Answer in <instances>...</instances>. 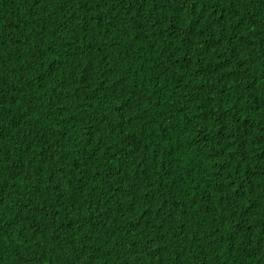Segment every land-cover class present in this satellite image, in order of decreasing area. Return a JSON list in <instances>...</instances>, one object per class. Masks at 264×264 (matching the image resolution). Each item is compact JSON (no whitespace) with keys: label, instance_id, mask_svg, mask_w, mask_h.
<instances>
[{"label":"trees","instance_id":"1","mask_svg":"<svg viewBox=\"0 0 264 264\" xmlns=\"http://www.w3.org/2000/svg\"><path fill=\"white\" fill-rule=\"evenodd\" d=\"M205 1L0 0V264H264V0L219 47L251 71L180 92ZM168 117L227 138L216 169Z\"/></svg>","mask_w":264,"mask_h":264},{"label":"clouds","instance_id":"2","mask_svg":"<svg viewBox=\"0 0 264 264\" xmlns=\"http://www.w3.org/2000/svg\"><path fill=\"white\" fill-rule=\"evenodd\" d=\"M205 1V0H204ZM209 3V0H208ZM244 0H235L232 3L228 13L223 11L214 10L215 14H212L206 4H201L195 12L196 18L190 21L191 24L197 25L199 31L198 36L202 33L203 37L201 41L210 42L215 44L214 58L205 61H196L193 73H188L192 77H184L178 79H184L186 85L184 87H177L182 89H188L180 91L191 94H201L209 85L215 83L220 79H232V76H242L244 72L251 71V63L244 59H239L241 50H243V42L239 41L233 45L234 49L229 50L227 48H219L223 39H228L232 42L239 40L238 35H241L239 29L245 24L240 19V14L237 12L242 8H245ZM210 6V4H209ZM211 7V6H210ZM236 33V34H234ZM242 36V35H241ZM219 48V49H218ZM226 60L227 64L222 61ZM226 67V68H225ZM168 82V89L174 90ZM173 86V85H172ZM177 91V90H176ZM191 106L186 104L185 109H189ZM204 115L207 114L208 105L200 104L194 107V111L189 115L190 117L185 118V122L195 124V119L200 114L201 110H204ZM167 117L161 113V118ZM170 124L174 126V133H171L170 138L174 139L177 145V152L182 153L186 158L192 157L194 161L198 160L199 167L202 171H211L218 167L216 160L226 154L228 147L227 138L220 132L213 135L207 134V132L200 131L198 135H192L186 130L182 129L177 123L179 130L190 137L191 139L185 138L175 128L174 122L168 117ZM197 125V124H196ZM229 148V147H228ZM159 242V241H158ZM158 242L153 246L152 244H146L147 248L152 249L156 256H160L156 248H158Z\"/></svg>","mask_w":264,"mask_h":264}]
</instances>
